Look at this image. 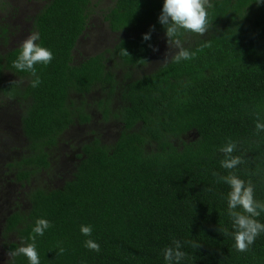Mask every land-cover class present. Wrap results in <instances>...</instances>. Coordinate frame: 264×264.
<instances>
[{"label":"trees","instance_id":"trees-1","mask_svg":"<svg viewBox=\"0 0 264 264\" xmlns=\"http://www.w3.org/2000/svg\"><path fill=\"white\" fill-rule=\"evenodd\" d=\"M210 2L207 32L181 30L179 36L194 57L176 63L174 53L136 78L127 70L120 80L116 70L146 66L153 53L149 45H156L158 35L167 40L159 22L164 0H112L103 17L112 32L124 36L78 63L74 51L99 0H46L32 16V30L53 59L35 65L37 87L31 85L35 77L13 67L21 45L0 51V95L23 106L26 148L7 164L23 186L51 169L50 150L67 129L91 121L87 95L103 90L98 104L106 117L117 90L122 100L114 113L122 127L112 144L98 138L85 143L62 187H32L28 209L7 214V253L32 243L35 222L43 218L52 226L36 237L40 264H167L163 252L173 240L186 253L180 264H264V232L247 251L236 250L228 214L231 188L218 180L234 174L246 186L250 182L255 200L264 202V131L256 129L258 121L264 123V3ZM10 32L0 27L4 46ZM124 48L130 55L122 54ZM229 141L236 144L232 155L243 161L233 169L220 163L225 157L219 149ZM254 219L264 223V211ZM82 225L91 226L90 236L81 233ZM89 239L99 252L85 247ZM58 246L63 254L57 255ZM4 264L29 261L21 255Z\"/></svg>","mask_w":264,"mask_h":264},{"label":"rangeland","instance_id":"rangeland-1","mask_svg":"<svg viewBox=\"0 0 264 264\" xmlns=\"http://www.w3.org/2000/svg\"><path fill=\"white\" fill-rule=\"evenodd\" d=\"M46 0H0V27L10 28L8 46L0 42V51L20 46L22 42L33 33L32 16L41 9ZM112 0H99L90 16V25L86 35L81 39L74 51L75 62L84 57L99 53L111 48L124 33L112 32L103 17V9L111 4ZM7 25V26H4ZM155 47L149 63L142 68H117L118 79L125 77L129 70L133 78L143 73L154 71L158 66L167 62L177 51L169 49L167 40L163 35L157 36ZM166 54H168L166 59ZM5 76L11 80L18 78L11 72ZM75 99L79 97L73 94ZM104 97V92L97 88L87 95L85 109L91 116V121L86 124H75L63 133L57 146L50 150L51 169L36 175L30 183L23 186L15 180L14 171L7 167L8 162L18 159L26 148V139L21 126L23 106L15 99L0 95V264L9 258L4 248L3 236L4 220L7 214L16 208L26 211L29 207L27 191L32 187L42 186L47 189L62 187L65 180L69 179L78 163L82 146L95 138L104 144H112L121 131L122 124L116 119L114 113L120 108L122 100L119 90L113 96L109 106V114L99 107L98 102ZM10 236L9 238H11Z\"/></svg>","mask_w":264,"mask_h":264},{"label":"clouds","instance_id":"clouds-1","mask_svg":"<svg viewBox=\"0 0 264 264\" xmlns=\"http://www.w3.org/2000/svg\"><path fill=\"white\" fill-rule=\"evenodd\" d=\"M257 4L264 3V0H256ZM213 5L210 0H164L162 12L159 16V22L166 28L167 43L169 49H176L173 56V61L179 63L181 60L192 59L195 53L189 52L182 46L179 36L181 30L186 32L196 33L203 36L208 30V13L207 8ZM154 30V26H153ZM143 39L148 41L151 39V31L143 35ZM39 40V33H31L21 44L18 58L13 61V67L18 71L29 72L34 80L31 81L32 87H37L41 83L40 77L36 74V64L48 65L53 59L52 52L36 43ZM153 47V51H158V48ZM123 55H130L124 48ZM168 54H166L167 59ZM257 132L264 131V123H256ZM236 148V144L229 141L227 144L220 147L219 151L224 154V159L221 160V167L225 169H233L238 164L242 163L239 156H233L232 153ZM218 176L217 173H213ZM218 180L226 182L231 190L228 193V214L233 220V233L235 239V248L237 251L245 252L249 246L255 242L257 236L264 232V223H260L255 217H259L264 211V202H259L254 198V189L249 182L247 186L245 181L238 178L234 174H229L224 177H219ZM242 211H236L237 208ZM52 225L46 219H38L32 229L30 239L32 243L22 245L17 249L10 250L8 255L11 258L17 256H25L29 264H40L39 255L35 247L36 237L43 236L46 229ZM219 230V229H218ZM81 233L85 236H90L92 232L91 226H81ZM221 232V230H219ZM223 235H228L227 229L222 231ZM194 248H199L201 245L195 242H188ZM174 246H169L164 249L163 255L167 264H180L186 253L181 251L182 244L180 240H173ZM59 247V246H58ZM85 247L90 250L99 252L100 246L95 241L89 239L85 241ZM65 249L59 247L57 255L63 254Z\"/></svg>","mask_w":264,"mask_h":264},{"label":"flooded vegetation","instance_id":"flooded-vegetation-1","mask_svg":"<svg viewBox=\"0 0 264 264\" xmlns=\"http://www.w3.org/2000/svg\"><path fill=\"white\" fill-rule=\"evenodd\" d=\"M72 126H74V125H72ZM72 126H71V127H72ZM65 132H66V131H65ZM77 159L79 160V158H78V157H77ZM18 183H20V182H18Z\"/></svg>","mask_w":264,"mask_h":264}]
</instances>
